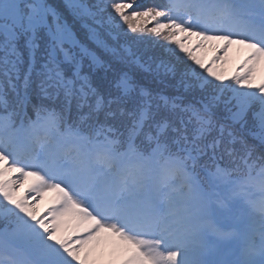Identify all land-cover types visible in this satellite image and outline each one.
<instances>
[{
  "label": "snow or ice",
  "instance_id": "obj_1",
  "mask_svg": "<svg viewBox=\"0 0 264 264\" xmlns=\"http://www.w3.org/2000/svg\"><path fill=\"white\" fill-rule=\"evenodd\" d=\"M0 264H264V0H0Z\"/></svg>",
  "mask_w": 264,
  "mask_h": 264
},
{
  "label": "rangeland",
  "instance_id": "obj_2",
  "mask_svg": "<svg viewBox=\"0 0 264 264\" xmlns=\"http://www.w3.org/2000/svg\"><path fill=\"white\" fill-rule=\"evenodd\" d=\"M197 55L201 56V58H203L205 62H207V60L212 56V51L210 49H206L203 52H198ZM242 55L243 52L239 49V46H233V48L229 51L226 62L220 65V70L225 76H231L234 73ZM47 204L48 203L44 199H42L37 204V210L42 212Z\"/></svg>",
  "mask_w": 264,
  "mask_h": 264
},
{
  "label": "bare ground",
  "instance_id": "obj_3",
  "mask_svg": "<svg viewBox=\"0 0 264 264\" xmlns=\"http://www.w3.org/2000/svg\"><path fill=\"white\" fill-rule=\"evenodd\" d=\"M51 196H52V193H46L43 199L48 203L49 198H50Z\"/></svg>",
  "mask_w": 264,
  "mask_h": 264
},
{
  "label": "trees",
  "instance_id": "obj_4",
  "mask_svg": "<svg viewBox=\"0 0 264 264\" xmlns=\"http://www.w3.org/2000/svg\"><path fill=\"white\" fill-rule=\"evenodd\" d=\"M51 2H52L53 4H58V3H61L62 0H51Z\"/></svg>",
  "mask_w": 264,
  "mask_h": 264
}]
</instances>
